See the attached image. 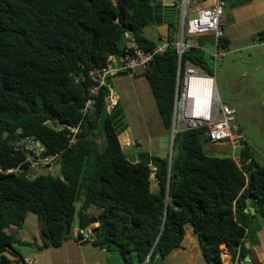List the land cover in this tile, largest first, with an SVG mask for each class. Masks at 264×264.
Listing matches in <instances>:
<instances>
[{
	"label": "trees",
	"instance_id": "obj_1",
	"mask_svg": "<svg viewBox=\"0 0 264 264\" xmlns=\"http://www.w3.org/2000/svg\"><path fill=\"white\" fill-rule=\"evenodd\" d=\"M153 24L150 0H0V168L17 170L0 174V264H26L16 246H62L75 219L78 229L92 227V245L115 248L126 264L165 260L186 226L206 264H222L224 248L232 259L247 256L244 211L250 202L264 217V165L246 141L237 159L209 156L207 126L188 128L174 134L170 160L147 151L129 158L119 140V102L107 110L114 76L90 95L109 57H121L128 43L145 51L157 45L144 35ZM255 41H264V30ZM227 44L222 37L220 52ZM205 54L185 51L180 70L189 63L213 77ZM177 69L168 47L142 71L167 131ZM67 127L77 128L74 142ZM28 141L41 144V157L56 156L61 172L30 178L29 160L39 150ZM29 213L42 245L7 232L22 228Z\"/></svg>",
	"mask_w": 264,
	"mask_h": 264
},
{
	"label": "rangeland",
	"instance_id": "obj_2",
	"mask_svg": "<svg viewBox=\"0 0 264 264\" xmlns=\"http://www.w3.org/2000/svg\"><path fill=\"white\" fill-rule=\"evenodd\" d=\"M189 17L191 16L189 15L188 18ZM178 29V22H173L171 25H163L162 27L153 24L144 29V35L148 39L158 43L160 41L159 38L164 37L168 32L174 38L177 37ZM207 50H213V47L207 45ZM251 51L250 54L252 58L249 62H247L248 58L246 57V60H242L241 54H231L225 58L220 57L217 59L210 58L206 51L205 55L208 59L209 66L214 70L212 79L219 100L223 104L227 103L234 108V110L232 109L235 117L234 126L238 128L240 131L239 134L250 147L255 161L260 165H264V72L259 66H256V63L260 64L262 61V55L258 53V50L253 49ZM242 62H247V64L245 65ZM249 67H251L249 77L245 79L240 78L242 70L248 69ZM230 70L231 73L228 74ZM227 76L237 78V85L227 89L224 85ZM120 81L123 80L116 79L113 90L116 94H121L122 96L119 107L121 110V119L118 124L119 132L124 130L126 126L128 128L125 129L120 136V143L123 150L127 153L129 158H135L138 151H147L152 155L159 157L168 156L169 158L170 152L173 153V144L171 148V142H173V140L170 130L167 133L165 128L162 127V124H160L159 115L155 112V102L147 82L146 92H144L119 91V89L124 88L120 86ZM183 129H186L185 125L181 122H177L175 124L174 134ZM125 135L137 137L138 141L136 140V142L140 143L141 147L135 146V141V143L131 142L127 145L122 140ZM240 147L241 146L236 147L232 151L230 142L217 144L209 142L204 145V152L209 156L238 157ZM36 150H40V148L37 146ZM46 174H48L47 170L40 166H35L29 171L30 178ZM153 187L155 188V185ZM248 215L250 217L247 219L248 232L246 237L247 240L253 244L258 241L257 228H259L258 225L261 221L264 222V217H261L259 214ZM185 229L191 230L190 226H186ZM15 230V228H9L7 232L13 234ZM77 230L78 226L75 219L69 236H75ZM16 249L23 258L35 251L31 246H16ZM112 250L119 256L121 264H126L117 250L115 248H112ZM132 256L133 255H131L130 259L133 258ZM152 264L160 263L159 260L156 259ZM198 264L205 263L199 259Z\"/></svg>",
	"mask_w": 264,
	"mask_h": 264
},
{
	"label": "built area",
	"instance_id": "obj_3",
	"mask_svg": "<svg viewBox=\"0 0 264 264\" xmlns=\"http://www.w3.org/2000/svg\"><path fill=\"white\" fill-rule=\"evenodd\" d=\"M175 9L179 11V29L177 37L167 39V36L161 37L157 45L150 51L139 48L136 44L131 43L121 57L119 64L114 65L111 56L108 58L107 65L101 71L94 73L96 86L91 87L90 95H96L102 86H106V77L116 73L132 72L135 70L144 71L154 55L164 52L168 47L176 50L178 55V69L176 74V86L174 91V108L172 122L175 127L177 122L185 125V128H198L207 126V136L212 144L230 142L234 150L241 146L240 141L244 138L239 134L238 128L234 126L235 117L231 107L223 104L217 94L215 97L210 96L200 101L187 96V85L192 78L212 77L205 74L198 66L187 63L184 70H180L181 57L185 51L195 49L197 51L208 52L212 59H217L223 55L220 52V39L223 37L224 7L226 0H173ZM191 16L188 18V16ZM194 15V16H192ZM204 37L207 45H211L213 50H207V45H201L199 38ZM264 44V41L260 42ZM200 73V74H199ZM213 80V79H212ZM119 102L117 94L110 90L106 99L107 108L112 110ZM93 103V99H88L82 112L85 114ZM72 134L71 142L75 141L77 128L67 127ZM30 145L32 143L30 142ZM29 145V146H30ZM27 146V147H29ZM33 157V158H32ZM29 160L30 169L35 166L43 167L48 174H54L52 160L56 156H40L39 151H33V156ZM17 170L4 171L0 168V174L9 173ZM78 238L82 242H92V227L78 229ZM230 264H244L243 258L237 257L232 259ZM26 264H31V260L25 259ZM147 260L143 263L146 264Z\"/></svg>",
	"mask_w": 264,
	"mask_h": 264
},
{
	"label": "crops",
	"instance_id": "obj_4",
	"mask_svg": "<svg viewBox=\"0 0 264 264\" xmlns=\"http://www.w3.org/2000/svg\"><path fill=\"white\" fill-rule=\"evenodd\" d=\"M245 1L248 2L243 3ZM223 12V37L226 39L228 44L227 48L222 51L223 55L221 58H225L231 54H241V59L246 60V58H248L247 62H249L252 58L250 54L252 52L251 50L255 49L262 55V61L260 64L256 63V66H259L264 72V44L257 43V41H255L256 34L264 30V0H227ZM163 25L164 24L160 25V27ZM130 44L131 43H128L127 46ZM247 62L242 63L246 65ZM113 64L118 66L119 58L114 57ZM250 72L251 67L243 69L240 74V78H248ZM229 73H231V70L228 71V74ZM113 76L112 93L116 94L113 90L116 79L123 80L120 81V86H123L124 88L119 89V91L146 92L147 81L142 76V71L140 70H135L125 75L116 73L113 74ZM237 83V78L227 76L224 85L227 89H230L234 85H237ZM117 95L119 97L120 104L122 96L121 94ZM224 104L231 107L227 103ZM231 108L234 110L233 107ZM107 110L111 111L109 108H107ZM155 112L158 113L156 103ZM160 124H162V122ZM125 129H128L127 126L126 128L124 127V130H121L119 135L120 142V136ZM166 132L168 133L167 130ZM122 140L129 145L131 142L135 143L137 137H129V135H125ZM234 158L237 159V157ZM249 207L253 208L250 202L248 203L247 208ZM258 227V241H256V243L252 244L247 240V237L244 238V246L249 251L246 257L249 258L251 264H264V222L261 221ZM191 230L185 229V236L181 246L177 250L173 251L165 260L159 261L160 264H198L199 259L205 263L201 256L198 241ZM77 232L75 236H69L68 240H66L62 246L58 248H49L43 251H37L34 246H31L35 250L34 253L24 257V259L31 260V264H121L119 256L115 254L112 249H100L92 245L91 242H82L78 238ZM13 234L21 241L42 245L38 219L34 214L29 213L23 227L16 229ZM229 256L230 254L224 248V252L222 254V264L232 263Z\"/></svg>",
	"mask_w": 264,
	"mask_h": 264
},
{
	"label": "water",
	"instance_id": "obj_5",
	"mask_svg": "<svg viewBox=\"0 0 264 264\" xmlns=\"http://www.w3.org/2000/svg\"><path fill=\"white\" fill-rule=\"evenodd\" d=\"M150 4L153 7V20L156 25H168L172 22L179 21V11L175 9V2L173 0H150ZM175 127L172 124L170 129V134L172 140L174 138ZM171 140V141H172ZM173 142H171L172 148ZM27 146L30 145V141L26 143ZM34 146H41L40 143H33ZM172 153L169 154V160L171 159ZM53 169L58 173L61 172V166L59 164V160L55 157L52 160ZM245 213L254 215L255 210L252 207H249L245 210ZM21 261V260H20ZM244 264H251L248 257L243 258ZM23 264V263H22Z\"/></svg>",
	"mask_w": 264,
	"mask_h": 264
},
{
	"label": "bare ground",
	"instance_id": "obj_6",
	"mask_svg": "<svg viewBox=\"0 0 264 264\" xmlns=\"http://www.w3.org/2000/svg\"><path fill=\"white\" fill-rule=\"evenodd\" d=\"M186 93L189 98L197 101L216 96L213 80L208 78H192L187 85Z\"/></svg>",
	"mask_w": 264,
	"mask_h": 264
},
{
	"label": "clouds",
	"instance_id": "obj_7",
	"mask_svg": "<svg viewBox=\"0 0 264 264\" xmlns=\"http://www.w3.org/2000/svg\"><path fill=\"white\" fill-rule=\"evenodd\" d=\"M33 145V144H32ZM33 147H35L34 145H33ZM37 147V146H36Z\"/></svg>",
	"mask_w": 264,
	"mask_h": 264
},
{
	"label": "flooded vegetation",
	"instance_id": "obj_8",
	"mask_svg": "<svg viewBox=\"0 0 264 264\" xmlns=\"http://www.w3.org/2000/svg\"><path fill=\"white\" fill-rule=\"evenodd\" d=\"M173 23V22H172ZM171 24V23H170Z\"/></svg>",
	"mask_w": 264,
	"mask_h": 264
}]
</instances>
